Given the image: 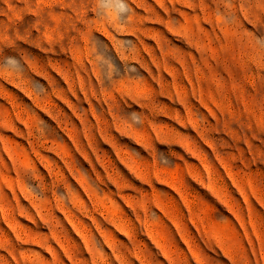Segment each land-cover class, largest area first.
Instances as JSON below:
<instances>
[{"label": "rangeland", "instance_id": "1", "mask_svg": "<svg viewBox=\"0 0 264 264\" xmlns=\"http://www.w3.org/2000/svg\"><path fill=\"white\" fill-rule=\"evenodd\" d=\"M0 264H264V0H0Z\"/></svg>", "mask_w": 264, "mask_h": 264}]
</instances>
